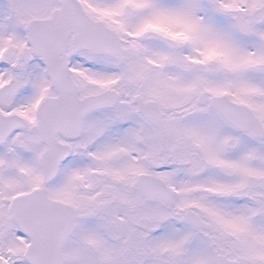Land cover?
<instances>
[{"label":"snow or ice","instance_id":"1","mask_svg":"<svg viewBox=\"0 0 264 264\" xmlns=\"http://www.w3.org/2000/svg\"><path fill=\"white\" fill-rule=\"evenodd\" d=\"M0 264H264V0H0Z\"/></svg>","mask_w":264,"mask_h":264}]
</instances>
